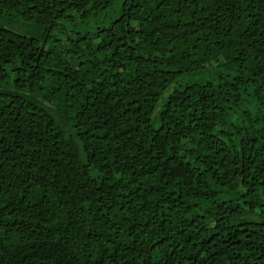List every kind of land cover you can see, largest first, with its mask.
<instances>
[{
  "label": "trees",
  "instance_id": "trees-1",
  "mask_svg": "<svg viewBox=\"0 0 264 264\" xmlns=\"http://www.w3.org/2000/svg\"><path fill=\"white\" fill-rule=\"evenodd\" d=\"M0 264H264V0H0Z\"/></svg>",
  "mask_w": 264,
  "mask_h": 264
},
{
  "label": "rangeland",
  "instance_id": "rangeland-1",
  "mask_svg": "<svg viewBox=\"0 0 264 264\" xmlns=\"http://www.w3.org/2000/svg\"><path fill=\"white\" fill-rule=\"evenodd\" d=\"M80 25H81V23H79V19L77 17H75L73 22H70V23L66 24V30H67V33L69 35V38H72V39L78 38V32L81 31V28H80L81 26ZM93 26L97 27L99 25L98 24H94ZM101 36H104V34H102ZM209 142H210V140L208 139L207 143H209ZM153 197H155V196H153Z\"/></svg>",
  "mask_w": 264,
  "mask_h": 264
},
{
  "label": "water",
  "instance_id": "water-1",
  "mask_svg": "<svg viewBox=\"0 0 264 264\" xmlns=\"http://www.w3.org/2000/svg\"><path fill=\"white\" fill-rule=\"evenodd\" d=\"M49 28H50V26L48 27V30H49ZM48 30H47V32L45 33V35H44V38H43V40H42V43H41V48L43 47V45H44V42H45V40H46V37H47Z\"/></svg>",
  "mask_w": 264,
  "mask_h": 264
}]
</instances>
